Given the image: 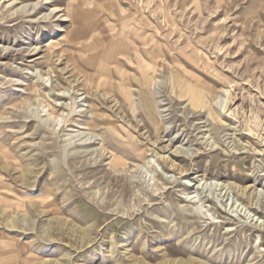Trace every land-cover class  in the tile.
<instances>
[{"label": "rangeland", "instance_id": "obj_1", "mask_svg": "<svg viewBox=\"0 0 264 264\" xmlns=\"http://www.w3.org/2000/svg\"><path fill=\"white\" fill-rule=\"evenodd\" d=\"M0 264H264V0H0Z\"/></svg>", "mask_w": 264, "mask_h": 264}]
</instances>
